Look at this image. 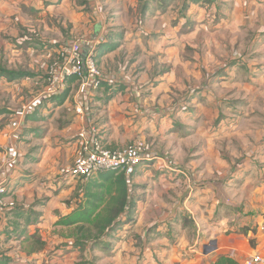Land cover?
Wrapping results in <instances>:
<instances>
[{"label": "crops", "instance_id": "0c3cea01", "mask_svg": "<svg viewBox=\"0 0 264 264\" xmlns=\"http://www.w3.org/2000/svg\"><path fill=\"white\" fill-rule=\"evenodd\" d=\"M88 1L92 16L96 17V23L89 25L88 39L97 43V61L105 77L98 89H83L76 77H69L65 97L62 94L38 99V85L44 89L47 79L41 81L35 74L12 81L0 77V94L17 93L21 100L26 98L20 110L13 109L15 121L10 119L9 124L0 127V180L13 186L11 197L18 207L42 212L36 222L29 223L35 228L29 237L58 217L53 209L62 206L63 197L76 189L79 180L69 177L57 183L60 188L56 195L44 184L73 164L80 145L77 134L91 123L111 149L137 139L147 144L142 163L129 176L130 198L135 204L133 219L110 230L94 244L121 238L116 246L119 253L130 257L144 253L149 258L160 250L161 264H213L221 256L241 263L248 255L264 256V168L255 161L262 147L231 169L230 161L219 150V136H226L225 133L209 126V118L214 115L209 105L194 101L195 106L188 112L179 103L168 109L158 108L164 82L148 73L156 64L150 63L151 54H170L174 48L186 45L187 37L183 38L180 30L188 31L199 6L188 4L183 12L188 24L181 22L164 32L135 25L115 26L124 21L127 12L134 16L133 23L139 19L138 11L140 18L150 15V0L142 7L139 0ZM166 1H162L163 9L170 4ZM54 7L49 5L48 9ZM1 31L0 28V37ZM93 46L87 42L84 52H90ZM162 56L153 60L161 61L158 57ZM78 103L85 105V115L76 112ZM4 110L0 115L6 113ZM201 143V149L209 146V161L198 158ZM186 172L203 179L192 193ZM87 190L88 196L89 187ZM43 198H48L45 205ZM15 209L0 214V235ZM170 229L176 237L173 245L166 234H154ZM134 238L143 243L144 249L135 244ZM159 243L166 248L153 249ZM207 243L214 249L206 253Z\"/></svg>", "mask_w": 264, "mask_h": 264}, {"label": "rangeland", "instance_id": "374dc122", "mask_svg": "<svg viewBox=\"0 0 264 264\" xmlns=\"http://www.w3.org/2000/svg\"><path fill=\"white\" fill-rule=\"evenodd\" d=\"M51 1L4 0L0 4L2 66L32 72L43 81L50 66L59 61L60 52L69 43L91 36L89 25L96 23V17L92 16L88 0H58L55 4ZM139 1L138 5L142 7L147 0ZM150 1L153 5L150 15L140 18L138 11L139 19L133 23L134 16L127 12L124 21L115 26L127 28L135 25L166 32L178 23L188 24L183 12L190 4L195 8L201 7L193 15L188 31L180 30L183 38L187 37L184 47L174 48L170 54H151L150 63L156 64L151 65L148 73L153 79L160 78L164 82V89L160 91L162 103L157 107L168 109L179 103L180 107L184 106L182 110L188 112L195 106L194 101L209 105V110L211 108L214 113L209 118V126L212 124V129L225 133L226 136H219V150L230 161L231 169L246 157H251L260 147L262 153H255H258L255 161L264 168V0H167L171 7L169 4L165 9L161 6L163 0ZM49 5L55 7L48 9ZM163 54L158 57L161 61L153 60ZM41 89L38 85L36 93L39 94ZM20 95L0 94V108L6 109V113L0 115L1 128L9 124L10 119L15 121L13 109L20 110L26 101V98L21 100ZM201 147L202 143L198 144L199 160L209 161V146L206 149ZM190 172H186V176L192 193L203 179L194 178ZM99 175L88 180L74 178L79 180L76 189L63 197L62 206L53 209V214L58 217L40 232L37 230L41 240L46 242L40 252L31 254L33 246L28 237L35 229L29 223L36 222L42 212L17 205L14 212H10L9 225L0 235V253L10 256L12 264H161L160 250L149 258L144 253L133 257L119 253L116 246L123 240L121 238H107L100 244L78 245L76 239L80 232L76 226L80 223L65 225L59 222L80 207L93 208L96 214L102 212L109 195L105 193V200L97 208L88 202L96 198L87 196L88 187L92 192L101 190L96 185L102 181ZM58 182L62 179L56 175L44 186L52 188L56 195L60 188ZM10 187L13 192V186ZM43 199L45 205L48 198ZM76 218L79 219L78 216ZM154 234H166L172 245L176 243L171 229L155 231ZM134 239L137 240L135 244L144 249L143 243ZM157 246L153 249H164L167 245L159 243Z\"/></svg>", "mask_w": 264, "mask_h": 264}, {"label": "built area", "instance_id": "2783aa9c", "mask_svg": "<svg viewBox=\"0 0 264 264\" xmlns=\"http://www.w3.org/2000/svg\"><path fill=\"white\" fill-rule=\"evenodd\" d=\"M87 42L94 43L90 52H84ZM97 42V41H96ZM97 43L94 39L78 38L69 43L60 52L59 61L50 66L45 88L36 94V98H49L62 95L67 90L69 77H76L83 89H98L105 81L97 61ZM76 112L85 115V105L78 103ZM80 141L75 160L58 178L90 179L107 171H124L131 176L147 152L142 140H134L124 147L109 148L103 135L94 124L88 123L77 134ZM10 185L0 180V214L16 208V201L11 197ZM241 264H264L261 254L248 255Z\"/></svg>", "mask_w": 264, "mask_h": 264}, {"label": "trees", "instance_id": "16d2710c", "mask_svg": "<svg viewBox=\"0 0 264 264\" xmlns=\"http://www.w3.org/2000/svg\"><path fill=\"white\" fill-rule=\"evenodd\" d=\"M34 73L25 70H14L6 68L0 64V77L5 76L8 80H16L22 77L31 76ZM75 78V77H74ZM69 89L66 90L63 97L67 95ZM4 109H0V114L4 113ZM101 183H96L101 190L92 192L89 187L88 197L96 198L90 201L94 207H99L103 202L105 193L109 195V199L104 205L102 212L98 214L88 208H79L73 215L66 216L59 222L65 225L80 223L76 226L80 236L76 239L78 245L85 243L97 242L107 232L115 229L118 225L128 223L133 218L135 211L134 201L130 198L129 176L124 171H107L101 173ZM104 188V190H103ZM96 201L98 203H96ZM96 214V215H95ZM78 216L79 219L76 217ZM33 246L32 252L44 249L46 242L41 240L38 233L32 234L28 238ZM0 264H12V258L0 253ZM213 264H241L230 256H221Z\"/></svg>", "mask_w": 264, "mask_h": 264}, {"label": "water", "instance_id": "95a60500", "mask_svg": "<svg viewBox=\"0 0 264 264\" xmlns=\"http://www.w3.org/2000/svg\"><path fill=\"white\" fill-rule=\"evenodd\" d=\"M213 249H214V247L211 246V245H209V244H207V245L205 246V252H206V253L209 252V251H211V250H213Z\"/></svg>", "mask_w": 264, "mask_h": 264}]
</instances>
